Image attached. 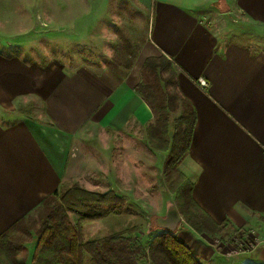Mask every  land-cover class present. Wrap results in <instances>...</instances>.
<instances>
[{
    "label": "crops",
    "instance_id": "crops-1",
    "mask_svg": "<svg viewBox=\"0 0 264 264\" xmlns=\"http://www.w3.org/2000/svg\"><path fill=\"white\" fill-rule=\"evenodd\" d=\"M79 1L83 10L69 24L81 33L110 32L130 22L136 10L146 11L149 45L173 63L178 93L195 110L189 152L180 164L192 182V197L216 222L256 230L258 242L254 250L221 258L214 250L206 254L192 235L179 236L175 230H188L178 224L174 234L193 244L203 264H264V49L219 35L209 18L217 13L216 0ZM219 1L227 5L224 12L264 28V0ZM5 44L0 43V233L63 179L86 169V155L72 142L84 124L117 130L129 120L136 127L152 121L130 74L25 61L20 50L7 48L15 44ZM23 97L40 103L36 115L8 112ZM169 214L160 218L163 230L174 221Z\"/></svg>",
    "mask_w": 264,
    "mask_h": 264
},
{
    "label": "rangeland",
    "instance_id": "rangeland-1",
    "mask_svg": "<svg viewBox=\"0 0 264 264\" xmlns=\"http://www.w3.org/2000/svg\"><path fill=\"white\" fill-rule=\"evenodd\" d=\"M214 5L217 13L209 18L215 20L220 36L245 42L254 50L264 49L262 26L252 20L224 12L227 10L224 1L216 0ZM79 10H83L79 0H0V43L15 44L17 47L7 44V48L20 50L25 61L36 60L40 64L49 60L59 61L68 71L87 68L112 76L123 77L130 74V79L139 83L145 58L158 55L149 45L146 11L136 10L130 15V22L123 27L115 24L111 28L113 32L111 29L110 32H100L94 28V32L81 33L78 26L71 27L69 24L73 19L79 18ZM206 22L210 23L209 20ZM171 65L174 69L172 62ZM161 74L169 80L172 78L169 69H162ZM164 83L163 81L162 84ZM165 85L168 89L173 88L172 83ZM39 108V102L23 97L15 101L8 112L16 116L18 109L26 115H36ZM173 115L174 112L171 113L169 131ZM153 117L152 112L151 120ZM145 125L136 127L129 120L126 127L116 130L87 122L72 140L86 155L87 167L63 179L57 189L77 185L87 191H112L118 197L116 204L100 218L79 221V213L65 208L70 222L78 225L83 241L123 231L125 234L131 232L133 238L147 247L152 236L163 231L159 225L160 218L167 210L176 208L171 186L162 172L166 152L154 149L148 143ZM181 162L177 167L186 177L181 170ZM37 211L38 206L27 213L26 224L33 221L37 224ZM182 222L179 224L178 220V226L187 229L188 233L182 232L180 228L174 229L179 236L192 235L197 245L201 243L200 247L206 250V254L214 250L221 258V255L228 257L233 253L254 250L258 242L257 231L247 227L238 230L224 225L213 235H207L194 231L189 225L187 227L184 218ZM259 232L261 234L260 230ZM22 235L26 236L25 233ZM246 238L247 241L244 240ZM34 240L32 233L25 242L26 264H30ZM189 244L190 246L185 245L191 250L195 249L191 242ZM218 254L211 257L216 258ZM221 260L227 264L231 262L229 259ZM83 264H93L87 252H84ZM139 264L152 263L144 258L139 260Z\"/></svg>",
    "mask_w": 264,
    "mask_h": 264
},
{
    "label": "trees",
    "instance_id": "trees-1",
    "mask_svg": "<svg viewBox=\"0 0 264 264\" xmlns=\"http://www.w3.org/2000/svg\"><path fill=\"white\" fill-rule=\"evenodd\" d=\"M162 69L170 70V80L162 76ZM141 75L136 88L154 114L146 126V138L154 149L166 152L162 172L171 186L176 209L194 231L213 235L226 222H216L198 206L192 197V182L177 167L189 152L195 110L178 93L175 70L164 54L146 57ZM163 81L172 83L173 88L168 89ZM117 201L118 197L112 191H87L77 185L55 189L38 205L37 224L35 221L26 224L28 214H25L0 233V264H26L25 242L32 233L35 240L30 264H83L84 252L88 253L93 264H139L144 258L152 264H203L168 230L153 235L147 247L133 238L131 232L125 234L123 231L83 241L78 225L70 222L65 209L79 213V221L95 219L104 216Z\"/></svg>",
    "mask_w": 264,
    "mask_h": 264
},
{
    "label": "water",
    "instance_id": "water-1",
    "mask_svg": "<svg viewBox=\"0 0 264 264\" xmlns=\"http://www.w3.org/2000/svg\"><path fill=\"white\" fill-rule=\"evenodd\" d=\"M173 214L174 216H175V218H174V221L172 220L171 221V224H168V225H166L165 227H166V229L165 230H168V231H171V232H173L174 231V229L176 228V226H177V224H178V220H179V216L177 215V212H176V210H175V208L173 209H169L168 210V214ZM169 214V215H170ZM162 219V218H161ZM159 225H162L161 224V222H159Z\"/></svg>",
    "mask_w": 264,
    "mask_h": 264
},
{
    "label": "built area",
    "instance_id": "built-area-1",
    "mask_svg": "<svg viewBox=\"0 0 264 264\" xmlns=\"http://www.w3.org/2000/svg\"><path fill=\"white\" fill-rule=\"evenodd\" d=\"M200 83L204 84V81L203 80H200Z\"/></svg>",
    "mask_w": 264,
    "mask_h": 264
}]
</instances>
